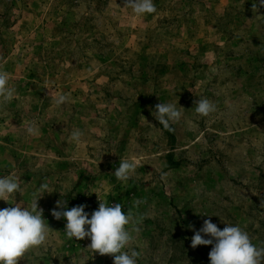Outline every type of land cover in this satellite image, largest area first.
<instances>
[{"label":"rangeland","instance_id":"1","mask_svg":"<svg viewBox=\"0 0 264 264\" xmlns=\"http://www.w3.org/2000/svg\"><path fill=\"white\" fill-rule=\"evenodd\" d=\"M154 2L138 17L126 0H0V70L16 88L0 104V176L22 180L0 209L29 206L41 184L53 190L38 198L48 241L18 264H113L89 237H66V219L52 215L62 199L89 214L99 200L121 203L142 218L139 264H210L211 245L191 247L209 218L264 246V7ZM60 94L69 99L57 106ZM202 97L217 105L206 117L195 112ZM158 103L182 111L173 130L155 119ZM125 158L140 167L121 182Z\"/></svg>","mask_w":264,"mask_h":264},{"label":"clouds","instance_id":"2","mask_svg":"<svg viewBox=\"0 0 264 264\" xmlns=\"http://www.w3.org/2000/svg\"><path fill=\"white\" fill-rule=\"evenodd\" d=\"M126 4L138 17L157 12L154 0H126ZM258 4L264 7V0H258ZM256 6L254 3L253 8ZM9 80V74L0 70V104L10 103L15 97L16 88L9 85ZM68 99L67 95L60 94L56 96L55 104L62 105ZM216 110V103L206 97L195 101V112L200 116L206 117ZM182 115L176 103L155 105V119L169 131L173 130L172 124L178 123ZM26 131L35 136L39 128L30 123ZM83 135V131L76 128L71 132V140L79 144ZM138 167L139 160L125 158L120 161L114 175L119 181L127 182ZM21 181L16 175L0 176V200L13 204L15 194H21ZM52 191L47 183L41 184L35 189L29 206L20 202L0 209V264H18V260L30 250L46 244L52 229L43 217V209L38 208V198ZM66 203L64 199L57 201L60 210L53 209L52 215L58 220L62 217L66 219L64 231L68 239L89 237L90 250L111 255L113 264H139L140 253L132 245L135 234L140 231L138 224L142 218L134 219L121 203L113 204L107 200H99L98 208L91 214L85 211L86 205L68 209ZM134 203L138 206L142 201ZM199 245L212 246L208 253L210 264H264V246L254 244L248 232L239 224L225 223L221 229L210 218L205 219L191 238L192 248Z\"/></svg>","mask_w":264,"mask_h":264}]
</instances>
